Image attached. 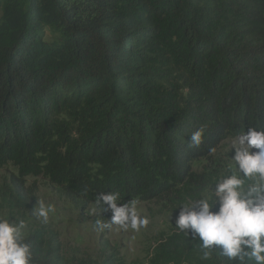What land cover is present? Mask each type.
I'll return each mask as SVG.
<instances>
[{
	"label": "trees",
	"instance_id": "1",
	"mask_svg": "<svg viewBox=\"0 0 264 264\" xmlns=\"http://www.w3.org/2000/svg\"><path fill=\"white\" fill-rule=\"evenodd\" d=\"M250 126L264 129V0H0V163L38 165L71 201L196 199L216 181L194 162ZM171 240L187 264H235Z\"/></svg>",
	"mask_w": 264,
	"mask_h": 264
},
{
	"label": "rangeland",
	"instance_id": "2",
	"mask_svg": "<svg viewBox=\"0 0 264 264\" xmlns=\"http://www.w3.org/2000/svg\"><path fill=\"white\" fill-rule=\"evenodd\" d=\"M46 33L50 37L51 31ZM234 139H225L212 158L195 161L194 170L206 171L212 181L227 174L235 154ZM209 185L208 195L215 188ZM38 199L55 206L47 223L31 213ZM180 204L139 202L138 211L150 221L146 228L136 232L113 226L111 230L99 232L95 227L99 212L95 216L91 214L95 206L75 203L61 194L57 183L43 168L36 164L24 168L20 162L11 160L0 163V218L26 222V239L32 236L31 240L37 239L42 244L43 250L37 258L40 264L46 260H52L51 264H187L177 256L180 251H186L185 243L191 237L190 232L187 235L176 228ZM171 238L181 240L184 248L175 246L167 251L165 245Z\"/></svg>",
	"mask_w": 264,
	"mask_h": 264
},
{
	"label": "clouds",
	"instance_id": "3",
	"mask_svg": "<svg viewBox=\"0 0 264 264\" xmlns=\"http://www.w3.org/2000/svg\"><path fill=\"white\" fill-rule=\"evenodd\" d=\"M205 131V125L194 130L187 148H199L204 143ZM232 148L235 154L230 159L233 163L229 164L228 173L217 179L210 195L179 205L176 228L200 240L205 260L219 248L220 254L235 264H264V129L250 126L247 131L242 130L233 140ZM209 151L214 153L216 148L210 147ZM119 200V192L97 196L91 214L97 215L98 208L112 212L111 220H95L97 231L118 226L139 232L148 226L149 218L138 211V200L123 204ZM217 202L219 211H213ZM55 210L54 205L38 199L31 213L47 223ZM26 227L24 220L0 218V264H33Z\"/></svg>",
	"mask_w": 264,
	"mask_h": 264
}]
</instances>
